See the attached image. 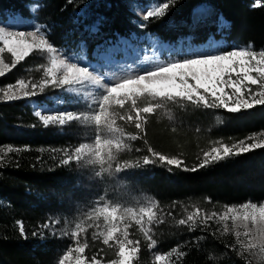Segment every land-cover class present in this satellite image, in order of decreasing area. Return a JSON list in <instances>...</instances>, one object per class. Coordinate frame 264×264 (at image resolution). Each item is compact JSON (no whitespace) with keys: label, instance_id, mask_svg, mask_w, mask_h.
Wrapping results in <instances>:
<instances>
[{"label":"trees","instance_id":"trees-1","mask_svg":"<svg viewBox=\"0 0 264 264\" xmlns=\"http://www.w3.org/2000/svg\"><path fill=\"white\" fill-rule=\"evenodd\" d=\"M153 1L160 6L169 3L164 16L140 18L131 11L128 0H0V17L4 19L8 12L20 14L43 25L45 38L53 47L72 49L83 42L91 53L96 45L130 33H153L167 42L191 35L194 43H202L215 33V27L204 23L190 26L194 9L205 3L213 9V16L221 15L228 21L225 38L230 45L264 49V0ZM257 3L261 6L256 7ZM94 24L95 32L90 29ZM30 59L17 63V67L22 70ZM12 72L0 78V86L14 82ZM173 112L183 128L172 129L166 119L159 120L153 112L135 130L139 150H150L152 157L162 154L182 161L179 168L152 166L155 170L145 173L146 183L161 203L180 204L199 198L223 206L264 200V148L214 161L203 168L197 160L206 141L201 137L205 127L223 144L247 140L264 131V105L239 112L208 111L183 100V106ZM204 113L211 115L212 121L200 118L199 114ZM67 139V134L42 125L21 101L0 102V148H12L0 157V264H50L61 239L41 226L47 216L62 207L57 204V196L68 173L64 165L54 161L57 153L52 150ZM194 167L197 170L191 171ZM159 228L166 239L178 238L177 233L168 234L165 224ZM214 235L208 228L196 233L183 247L179 264H249L232 248L227 236Z\"/></svg>","mask_w":264,"mask_h":264},{"label":"rangeland","instance_id":"rangeland-1","mask_svg":"<svg viewBox=\"0 0 264 264\" xmlns=\"http://www.w3.org/2000/svg\"><path fill=\"white\" fill-rule=\"evenodd\" d=\"M128 3L131 11L140 18H144L147 11L161 7L153 0H128ZM30 9L34 11L35 7L31 6ZM194 10L195 12L191 14L190 28L199 23L215 27V33L209 35L202 43H194L191 35L178 38L175 42H166L153 33L142 35L130 33L96 45L91 53H88L85 44L80 42L72 49H68V46L57 48V55L76 61L81 66L87 65L90 70H95L94 74H102L111 79L113 74L123 72L129 66L132 67L133 74L142 71L143 57L154 54L150 48L149 36L162 44L155 55L165 61L171 56L183 58L192 54H218L241 49L264 50H254L251 45H230L225 38L229 27L226 19L221 15L213 16V9L205 3ZM194 14L197 16L196 20ZM221 19L226 22L225 27H221ZM93 26L96 27V24L91 26V31ZM0 27H5L6 31H37L38 35L44 36L47 32L43 25L34 24L20 14L10 12L5 14L4 19L0 17ZM2 46L0 43V47ZM53 55L34 49L28 56L31 59L25 68L20 70L17 63L24 60L12 66L11 55L7 52L0 54V59L10 66L5 69L3 76L13 71L10 77L15 79L13 83L0 86V102H11L4 98V92L8 86H13V90L18 91L16 85L21 79L28 84L29 91L32 90V84L39 85L42 80L48 79L46 72L51 66ZM81 55L84 57L82 61L79 59ZM251 87L254 91L257 90V86ZM66 89L67 86L59 89L49 85L43 92L37 88L35 96L13 100L21 101L23 105L28 106L34 116L36 111H40L42 115L71 112L74 117L64 125L45 126L36 116L46 128L67 134L68 138L52 150L57 153L54 161L64 165L68 173V180L62 183L63 186L57 196V204H62V207L47 216L44 226H41L49 235L61 239L57 249L53 250L50 256V264H60L67 250L84 244H87V247L82 258L86 264H94L95 261H99V264H111V261L119 259L117 254L120 251V243L127 241L132 242L130 245L132 249H138L132 264H160L156 260L157 255L166 257L163 264H179L184 254L183 247L196 233L206 228L215 234V237L227 236V239L232 241V248L249 264H264V245L253 239L256 248L247 249V243L252 237L243 235L246 231L243 225L240 222L233 223L231 219L227 221L220 219L228 207H239L244 203H256L259 206L264 205V200L217 206L209 200L193 198L180 204H169V201H166L168 205H165L164 202H160L161 199L154 189L146 183L148 180L145 173L171 166L158 161L156 164L143 165L144 157L155 160L158 154L152 157L150 150L138 149L140 143L135 142V130H139L146 116L153 112H157L159 120L166 119L172 129L183 128L184 124H179L173 118V111L176 107L183 106V100L192 103L191 101L175 95H144L139 88L127 85L123 88L112 87L104 94L91 85H86L75 93H70ZM205 109L213 111L223 108ZM199 115L208 122L212 121L209 114ZM201 134L206 141L197 157L200 162L213 147H220L223 144L207 127ZM251 137L255 139L248 138L243 140L244 143L264 141V131ZM134 147H137L136 150ZM9 149L12 150L10 147L0 148V157L6 155ZM64 159L71 162L65 165ZM152 166L155 169L151 168ZM197 208L200 212L194 217L196 220L194 227H190L192 224L190 221L184 225L179 224L180 219L187 220L188 214L196 212ZM213 213L216 215L213 216ZM202 216H211V219L205 224L201 222ZM163 224L169 230L170 236L177 233L178 238L175 239L174 236L173 240H168V237L166 239L159 230V226ZM252 228L249 223L248 229ZM113 230L115 233L110 239L109 235ZM237 232L241 233L239 238L236 236ZM152 240L156 241L155 245L152 244ZM79 255L81 254L74 253V257Z\"/></svg>","mask_w":264,"mask_h":264},{"label":"snow or ice","instance_id":"snow-or-ice-1","mask_svg":"<svg viewBox=\"0 0 264 264\" xmlns=\"http://www.w3.org/2000/svg\"><path fill=\"white\" fill-rule=\"evenodd\" d=\"M255 6L260 7L261 5L257 3ZM167 9H169V3L165 2L161 7L147 11L144 19L162 17ZM220 25L225 27L226 22L221 19ZM96 30V27L93 26L92 31ZM149 39L151 40L150 48L154 54L143 57L142 71L133 74V69L129 66L125 71L117 72L111 79H107L105 75L94 74L95 70H90L87 65L81 66L76 61L61 58L60 55H57V48L53 47L44 35H38L37 31H6L5 27H0V43L3 45L0 47V54L9 53L13 58L12 66L23 61L34 49L54 54L50 61L51 66L46 72L48 79L42 80L39 85L32 84L31 91H29L28 84L21 79L16 85L18 91H14L13 86H8L4 92V98L13 101L22 97L35 96L37 88L43 92L49 85L59 89H64L67 86L66 90L70 93H75L84 86L91 85L101 94L109 92L112 87L123 88L127 85L139 88L144 95L180 96L198 107L202 105L205 108H223L228 112H239L242 109H252L256 105H264V50L241 49L218 54H192L183 58L171 56L165 61L155 55L162 47L160 41L151 36ZM79 59L82 61L83 55ZM9 67L3 59H0V77ZM104 85L110 87L105 88ZM251 86H257V90L254 91ZM35 115L45 126L49 124L64 125L66 121L74 118L71 112L42 115L40 111H36ZM249 139H255V137H249ZM258 148H264V141L251 144L240 141L239 144H234L231 147L222 144L207 152L199 167L203 168L211 162H219L227 157L238 156ZM234 149H236L235 152ZM156 158L154 160L147 156L144 157L143 165L156 164L158 161L179 168L182 164V161L175 157L159 154ZM70 162L68 159L63 160L65 165ZM184 170L188 171L189 169L185 168ZM196 170L195 167L191 169V171ZM199 212L200 210L197 208L196 212L188 214L187 220L180 219L179 224L184 225L190 221L192 222L190 227H194L196 223L194 217ZM209 219L211 216H202L201 222L206 224ZM220 219L223 221L231 219L233 223L240 222L243 225L246 229L243 235L252 237L247 243V249L256 248L252 242L253 239L264 245V205L244 203L239 207H228ZM249 223L253 226L250 230L248 229ZM21 231L23 232V228ZM114 233L115 230L110 233V239ZM240 235V232L236 233L237 238ZM125 240H127L126 236ZM131 243V241L120 243V251L117 254L119 259L111 261V264H132L138 249H132ZM155 243L156 241L152 240V244L155 245ZM86 247L87 244H84L67 250L60 264H86L85 259L82 258ZM74 253L81 255L74 257ZM165 259L164 255L156 256V260L160 264H163ZM94 264H99V261H95Z\"/></svg>","mask_w":264,"mask_h":264},{"label":"bare ground","instance_id":"bare-ground-1","mask_svg":"<svg viewBox=\"0 0 264 264\" xmlns=\"http://www.w3.org/2000/svg\"><path fill=\"white\" fill-rule=\"evenodd\" d=\"M194 19L196 20L197 19V16H196V14H194ZM166 45V47H167V44H165Z\"/></svg>","mask_w":264,"mask_h":264}]
</instances>
